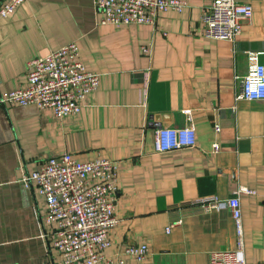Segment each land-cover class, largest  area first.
<instances>
[{
  "label": "crops",
  "instance_id": "1",
  "mask_svg": "<svg viewBox=\"0 0 264 264\" xmlns=\"http://www.w3.org/2000/svg\"><path fill=\"white\" fill-rule=\"evenodd\" d=\"M185 1L155 25L101 24L95 0H25L0 20V99L26 85L32 57L70 41L99 74L80 111L64 118L0 101V264L59 261L51 226L42 222L45 200L28 176L65 151L79 161L117 162L118 222L107 257L145 243L149 264H210L211 252L234 248V223L228 209L204 211L194 201L247 188L255 193H238L244 257L264 264V100L235 99L247 52L264 63V0H236L250 3L252 15L232 42L201 36L211 0ZM189 121L194 147L155 149L158 127Z\"/></svg>",
  "mask_w": 264,
  "mask_h": 264
},
{
  "label": "built area",
  "instance_id": "2",
  "mask_svg": "<svg viewBox=\"0 0 264 264\" xmlns=\"http://www.w3.org/2000/svg\"><path fill=\"white\" fill-rule=\"evenodd\" d=\"M25 0H0V20L7 18ZM101 24L155 25L157 16L165 12H181L185 0H95ZM252 15V5L236 0H211L201 12V36L232 42L241 33L242 24ZM151 53L150 45H142ZM259 52H247V72L239 79L235 99L264 100V63ZM99 74L88 71L79 59L78 46L70 41L43 56L28 61L26 85L4 93L0 101L19 105L33 104L50 108L57 118L77 114L81 101L95 90ZM219 127L216 126V131ZM196 145L195 127H158L155 149L166 152ZM219 148L212 144L213 151ZM117 162L106 157L79 161L71 153L49 157L28 176L44 198V224L50 225L47 235L59 254L57 264H149L145 243L128 245L121 255L107 257L109 231L117 224L115 214ZM254 194L252 189L237 190L231 197H200L194 202L204 211L228 209L235 228V246L210 253V264H247L244 257L242 211L238 193ZM169 230V229H167Z\"/></svg>",
  "mask_w": 264,
  "mask_h": 264
}]
</instances>
